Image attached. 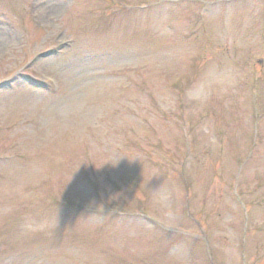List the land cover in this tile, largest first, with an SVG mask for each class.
Instances as JSON below:
<instances>
[{
	"label": "rangeland",
	"instance_id": "obj_1",
	"mask_svg": "<svg viewBox=\"0 0 264 264\" xmlns=\"http://www.w3.org/2000/svg\"><path fill=\"white\" fill-rule=\"evenodd\" d=\"M0 264H264V0H0Z\"/></svg>",
	"mask_w": 264,
	"mask_h": 264
},
{
	"label": "clouds",
	"instance_id": "obj_2",
	"mask_svg": "<svg viewBox=\"0 0 264 264\" xmlns=\"http://www.w3.org/2000/svg\"><path fill=\"white\" fill-rule=\"evenodd\" d=\"M232 81L231 70L210 65L202 75L193 80L185 91L187 102L204 106L217 91H226ZM161 201L166 200L167 193L163 190L157 193Z\"/></svg>",
	"mask_w": 264,
	"mask_h": 264
}]
</instances>
